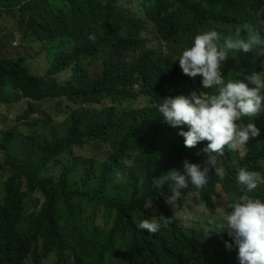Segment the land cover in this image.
Segmentation results:
<instances>
[{
  "label": "clouds",
  "instance_id": "clouds-1",
  "mask_svg": "<svg viewBox=\"0 0 264 264\" xmlns=\"http://www.w3.org/2000/svg\"><path fill=\"white\" fill-rule=\"evenodd\" d=\"M105 1L89 3L86 16L101 22L115 17L122 31L116 40L91 31V64L82 66L90 80L103 68L121 78L105 82L107 91L96 99L64 116L60 111L62 125L47 127L43 137L52 146L72 135L82 138L84 146L72 151L105 182L112 164L138 191H132L133 207L118 221L115 210H106L105 227H117V233L112 241L101 236L92 242L64 228L50 211L17 217L15 207L14 218L0 222V264H264V18L226 9L238 0H213L198 7L199 27L190 34L178 3L158 20L147 15L148 0H119L113 16L101 18L98 3ZM48 5L54 11L72 7L70 0ZM16 35L8 47L29 59L24 46L33 37ZM32 73L41 76L44 92H53L37 64ZM69 73L55 77L69 80ZM93 114L103 116L104 125L75 133ZM130 136L148 158L123 155ZM9 149V161L29 172L41 160L37 147L31 161L29 149L19 151L15 143ZM60 156L67 161L71 153ZM58 172L50 163L40 175ZM6 177L2 169L0 221L8 214Z\"/></svg>",
  "mask_w": 264,
  "mask_h": 264
},
{
  "label": "trees",
  "instance_id": "trees-1",
  "mask_svg": "<svg viewBox=\"0 0 264 264\" xmlns=\"http://www.w3.org/2000/svg\"><path fill=\"white\" fill-rule=\"evenodd\" d=\"M94 1L70 0L71 10L54 11L49 7L48 0H0V171L3 169L7 172L2 185L4 202L8 207L7 217L0 222L8 223L13 219L15 207L17 217L23 212L31 217L50 211L64 228L74 234L81 231L88 235L89 242L101 236L113 240L117 227H105V222L110 218L105 215L106 210H115V221L123 219L133 207L132 191H138L127 179L118 176L112 164H107L105 168L106 182L96 178L87 160L72 151L73 146H84L82 138L72 135L62 144L52 146L47 136L43 135H46L47 127L62 125L60 111L64 116L78 103L96 99L98 94L107 91L106 83L121 78L111 68H103L100 76H92L90 80L84 68L91 64L88 42L91 31H97L110 40H116L122 31V23L115 17L101 22L86 16V7ZM211 1L174 0L171 3L169 0H148L150 8L147 15L159 20L164 12L178 3L184 28L190 34H195L199 27L196 22L197 9ZM118 2L106 0L104 4L98 3L103 8L98 11L100 17L113 16ZM144 4L140 3V8ZM226 9L264 18V0H238L226 5ZM206 11L211 15L210 6L206 7ZM18 32L33 37L25 46L19 41L20 46L30 50L29 59L15 55L8 47L11 45L10 37L18 41ZM33 64H37L49 78L52 93L41 89L38 83L41 76L32 73ZM67 70L70 71L69 80H64L61 75L55 77ZM56 91L64 93L58 94ZM66 92L74 93L71 99L64 98ZM105 122L103 116L93 114L80 122L75 133L83 135ZM18 132L21 137L15 141ZM14 143L17 150H30L27 153L29 161L35 147L39 149L41 160L32 172L9 161L12 157L9 148ZM252 143L260 145L257 140H252ZM66 151L71 153V158L63 161V155H60ZM126 153L134 160L149 157L132 136L123 155ZM132 159L128 161L132 162ZM50 163L58 167V174L41 176V171ZM68 184H72L73 189ZM9 194H14L13 198L10 199ZM91 202L96 204L89 213ZM101 210L103 213L99 212Z\"/></svg>",
  "mask_w": 264,
  "mask_h": 264
},
{
  "label": "rangeland",
  "instance_id": "rangeland-1",
  "mask_svg": "<svg viewBox=\"0 0 264 264\" xmlns=\"http://www.w3.org/2000/svg\"><path fill=\"white\" fill-rule=\"evenodd\" d=\"M19 140H20V137H18L17 141H19ZM20 150H22V149H20ZM20 150H19V151H20Z\"/></svg>",
  "mask_w": 264,
  "mask_h": 264
}]
</instances>
